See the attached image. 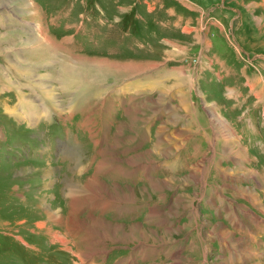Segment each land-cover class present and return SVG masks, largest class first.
I'll return each mask as SVG.
<instances>
[{
  "label": "rangeland",
  "instance_id": "rangeland-1",
  "mask_svg": "<svg viewBox=\"0 0 264 264\" xmlns=\"http://www.w3.org/2000/svg\"><path fill=\"white\" fill-rule=\"evenodd\" d=\"M255 78L264 0H0V264H264Z\"/></svg>",
  "mask_w": 264,
  "mask_h": 264
},
{
  "label": "crops",
  "instance_id": "crops-1",
  "mask_svg": "<svg viewBox=\"0 0 264 264\" xmlns=\"http://www.w3.org/2000/svg\"><path fill=\"white\" fill-rule=\"evenodd\" d=\"M65 11V10H64ZM59 18H60V16H59ZM58 18V19H59ZM19 19V18H18ZM61 21V20H60ZM18 22V21H17ZM53 22V21H52ZM55 23V22H54ZM18 24H20V25H25V27L26 28H30L28 25H27V23L26 22H24V20H22V22H21V19H19V23ZM65 24V23H64ZM58 28V25L55 23V24H53V23H49V24H47V31L48 32H50V33H58L59 32V30L61 29H57ZM74 28V27H73ZM72 37H74V36H72ZM66 40H69V39H66ZM226 72V75H228L229 77H230V80L231 79H234V76L236 77V75H233V73L232 72H227V71H225ZM225 72L223 73V76L225 77L226 75H225ZM227 77H225V79H226ZM257 80V81H256ZM248 86L250 87V85H251V89H253V95H255V97L257 98V99H262V100H260L261 101V103L263 104V106H264V86H262L261 87V90L259 89V87L257 86V84L259 83L258 82V79L257 78H255V79H253V81L252 80H249L248 79ZM225 85V84H224ZM45 110L44 109H41L40 110V112H41V115H42V113L44 112ZM47 111H48V114L46 115H42V121H46L47 119H49L50 117H49V115H52L51 114V110H49V109H47ZM26 111H25V109L23 110V111H21V114L23 115V116H26ZM254 123V122H253ZM257 132V131H256ZM10 134H12V133H10ZM258 134V133H257ZM194 136V135H193ZM198 136H200V135H198ZM202 137H205V135L204 134H202L201 135ZM245 136H243V135H241V138H244ZM12 141H13V143H16L15 144V146L17 147V140H16V138L15 137H13L12 138ZM46 146H48V145H46ZM45 149V151H49L51 148H50V143H49V147H45L44 148ZM43 149V150H44ZM62 152H63V154H65V152H64V150H62ZM214 190V189H213ZM215 193L216 194H220V191L217 189V190H215ZM252 218V217H251ZM253 221H255V222H259V219L258 218H255ZM262 235H264V232H262V234H259L258 235V237L259 236H262Z\"/></svg>",
  "mask_w": 264,
  "mask_h": 264
},
{
  "label": "bare ground",
  "instance_id": "bare-ground-1",
  "mask_svg": "<svg viewBox=\"0 0 264 264\" xmlns=\"http://www.w3.org/2000/svg\"><path fill=\"white\" fill-rule=\"evenodd\" d=\"M36 12V11H35ZM38 29L41 31L42 30V28H41V25H40V23L38 24ZM48 36V35H47ZM45 37V38H43L44 40V42H46V45H47V48L49 47L50 48V46H51V44H52V42L50 41V39L48 38V37ZM54 43V42H53ZM43 47H45V46H43ZM52 48H54V47H52ZM64 52V51H63ZM73 64V63H72ZM121 66V65H120ZM130 65H128V66H126L125 68L128 70V69H130ZM69 68H71V67H69ZM90 69H93L94 71H97V68H94V67H90ZM116 69V68H115ZM65 72V71H64ZM69 73H72L73 75H75V70H73V68H72V70L71 71H68ZM68 72H65V75H66V77L68 76ZM80 74V73H79ZM92 73H90L89 72V75H91ZM112 76V75H111ZM86 93H88L89 95L88 96H92V97H94L93 96V92L91 91V90H89L88 88L85 90V92L82 94V95H85ZM50 94H51V92H50ZM53 94V93H52ZM51 94V95H52ZM81 94H80V96H82ZM50 96V95H49ZM54 96V95H53ZM51 97V96H50ZM49 97V98H50ZM55 97V96H54ZM78 99V98H77ZM77 99H75L76 101H78ZM50 100H52V98H50ZM74 100V101H75ZM80 103V102H79ZM78 102H77V105H76V109H78L79 111H81V108H82V105L81 104H79ZM22 111V110H21ZM82 111H84V110H82ZM30 112V111H29ZM34 112V111H33ZM33 112H32V110H31V113H29L28 115H32V117L34 116L33 115ZM47 113V112H46ZM34 114H36V113H34ZM22 115V114H21ZM27 116V115H26ZM29 117H31V116H29ZM79 159V158H78ZM80 161H81V159H79ZM103 164H105V163H103ZM102 168V167H101ZM104 168V167H103ZM72 188V187H71ZM72 190V189H71ZM78 203V202H77ZM47 208V207H46ZM52 209V208H51ZM55 209V208H54ZM50 210V209H49ZM47 212H48V210H47ZM55 216V215H54ZM50 217V216H49ZM51 217H52V215H51ZM62 219V218H61ZM55 240H57L58 242H60V243H62L63 245H67L69 242L65 239V238H59V237H55ZM53 242V241H52Z\"/></svg>",
  "mask_w": 264,
  "mask_h": 264
}]
</instances>
